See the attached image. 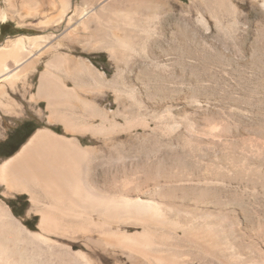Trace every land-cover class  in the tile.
Returning a JSON list of instances; mask_svg holds the SVG:
<instances>
[{"label":"bare ground","instance_id":"1","mask_svg":"<svg viewBox=\"0 0 264 264\" xmlns=\"http://www.w3.org/2000/svg\"><path fill=\"white\" fill-rule=\"evenodd\" d=\"M58 1L60 15L36 24L65 23L52 41L50 35H19L0 46V96L8 83L23 80L45 58L33 97L45 99L48 120L62 125V133L38 128L0 163V184L6 192L27 193L28 213L39 215L35 230H30L0 204V264H264V220L258 212L264 208V163L235 160L225 146L219 160L204 166L184 162L170 170L162 162L154 174L148 168L139 178L126 174L132 168L129 160L135 166L145 158L148 167L155 127L160 135H171L175 129L168 130L179 126V117L149 113L147 92L138 104L144 111L135 113L138 101L119 66L134 55V18L130 11L107 4L100 5L95 18L108 10L121 23L106 44L117 64L108 81L117 107L111 112L88 102L81 94L88 88L76 78L87 75L102 84V74L58 49L69 40L82 46L92 43L96 27L88 26L86 6H76L69 15V0ZM164 5L169 12L164 21L169 22L172 10ZM36 8V14H45L43 5ZM63 70L72 87L64 82ZM96 97L94 101L101 100L100 94ZM5 105L0 100V108ZM108 166L123 170L124 177L109 179ZM255 172L263 175L253 178ZM41 196L48 201L38 202ZM244 199L259 204L251 216L235 211Z\"/></svg>","mask_w":264,"mask_h":264},{"label":"rangeland","instance_id":"2","mask_svg":"<svg viewBox=\"0 0 264 264\" xmlns=\"http://www.w3.org/2000/svg\"><path fill=\"white\" fill-rule=\"evenodd\" d=\"M115 1L69 0L66 13L72 14L76 6H86L88 26L92 30L96 28L90 35L92 43L82 46L79 42L64 41L58 50L83 59L102 74V84L82 74L76 81H82L87 86V91H81V94L88 102L97 103L112 112L117 102L108 81L115 75L117 64L106 44L113 40L112 32L117 31L121 23L114 18L112 11L101 13L99 19L95 18V14L100 5L107 4L108 7L112 5L109 9H122L133 15L134 55L128 64L121 62L119 66L127 77V86L133 89L138 101L134 111L136 114L144 111L139 105L145 100L147 92L151 95L149 113L173 114L179 117V126L168 130L175 129L171 135L162 136L160 129L154 125L148 159L151 162L147 167L144 158L134 166L129 160V168H132L126 174L139 178L147 168L154 174L162 162H166L170 170H175L184 162L204 166L219 160L225 146H229L235 160L264 163V0ZM164 3L172 10L169 22L164 21L169 13ZM40 5L45 9L44 15L35 12ZM60 13L58 0H0V46H5L19 35H50L49 42L52 41L63 31L65 23H51L44 27L36 24L39 19L57 18ZM124 30L127 33L128 29ZM154 39L161 40V44L153 46ZM124 51L125 48L122 53ZM44 60L23 80L16 81L14 87L8 83L6 94L0 96L6 104L4 109L0 108V146L15 128L24 123L29 124L30 131L19 146L14 144L12 149L18 147L12 154L5 156L0 151V163L13 155L38 128L47 127L62 133L60 123L48 120L50 109L47 108V101L33 97L37 94L39 74L45 69ZM64 76L66 85L72 87L73 82L66 77V73ZM97 94H100L101 100L94 101ZM214 134L218 136L214 137ZM137 143L141 145L140 138ZM115 168L108 166L105 173L109 179L114 176L118 181L125 172ZM259 174L263 175L262 172H255L253 178H258ZM184 195L191 197L187 191ZM37 201L48 200L41 196ZM0 204L11 210L14 217L30 230H35L39 215L28 213L31 201L27 193L11 194L0 184ZM258 205L244 199L240 205H235V211L241 209L251 216ZM258 212L264 220V208H258ZM79 250L75 248L73 251Z\"/></svg>","mask_w":264,"mask_h":264},{"label":"flooded vegetation","instance_id":"3","mask_svg":"<svg viewBox=\"0 0 264 264\" xmlns=\"http://www.w3.org/2000/svg\"><path fill=\"white\" fill-rule=\"evenodd\" d=\"M29 133V124L27 123L15 128L8 139L0 146L2 154H5V156L12 154ZM14 144H17L18 146L12 149Z\"/></svg>","mask_w":264,"mask_h":264}]
</instances>
